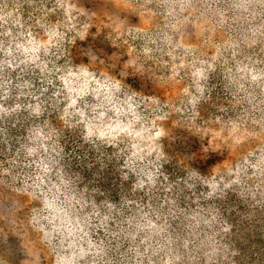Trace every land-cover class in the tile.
<instances>
[{
	"label": "trees",
	"instance_id": "1",
	"mask_svg": "<svg viewBox=\"0 0 264 264\" xmlns=\"http://www.w3.org/2000/svg\"><path fill=\"white\" fill-rule=\"evenodd\" d=\"M113 1L0 0V258L264 264V0Z\"/></svg>",
	"mask_w": 264,
	"mask_h": 264
},
{
	"label": "rangeland",
	"instance_id": "2",
	"mask_svg": "<svg viewBox=\"0 0 264 264\" xmlns=\"http://www.w3.org/2000/svg\"><path fill=\"white\" fill-rule=\"evenodd\" d=\"M89 1L94 2V0ZM118 6V1L99 0L96 12L98 15L114 16L113 13L118 9ZM11 187L4 179L0 178V256L5 255L6 259H11L10 234L13 233L16 226L17 217H22L20 200L12 193ZM0 264H4L1 258Z\"/></svg>",
	"mask_w": 264,
	"mask_h": 264
}]
</instances>
